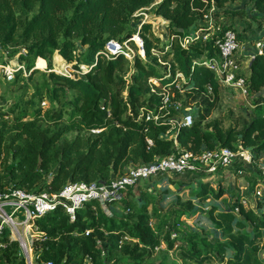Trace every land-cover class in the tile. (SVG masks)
Returning a JSON list of instances; mask_svg holds the SVG:
<instances>
[{
	"label": "trees",
	"instance_id": "16d2710c",
	"mask_svg": "<svg viewBox=\"0 0 264 264\" xmlns=\"http://www.w3.org/2000/svg\"><path fill=\"white\" fill-rule=\"evenodd\" d=\"M155 1L0 0V55L13 56L23 50L25 55L19 58L28 63L57 53L62 61L73 64L74 74L81 66L87 69L81 72L84 79L76 80L51 71V84L43 82L29 98L22 96V102L7 110L0 107V188L10 181L26 190L52 193L68 183H106L135 165L153 164L181 151L198 155L227 147L249 149L254 158H264V114H251L247 121L225 130L217 121L207 122L219 105L222 84L203 62L217 56L216 41L233 29L215 21L247 18L242 8H226L241 0H161L152 14L168 22L167 42L152 32L150 22L133 17ZM244 1L250 19L264 28V0ZM207 17L210 24L202 23ZM135 35L142 41L143 57H134L131 65L119 53L110 59L99 54L110 40L138 51L132 40ZM236 36L240 44L241 36ZM189 38L183 46L182 40ZM236 63H241L238 58ZM245 74V88L253 95L254 106H263L264 53L253 56ZM43 99L52 105L45 111L39 106ZM187 107L195 109L187 116L190 124L174 123ZM70 133H75L73 139L66 138ZM219 175H188L194 176L195 184L167 173L150 179L153 185L171 186L177 193L180 210L173 222L157 213L151 195L137 203L111 204V217L95 202L78 209L73 220L60 209L49 212L35 220L44 238L34 247L37 260L143 264L164 242L170 249L178 245L194 264L223 261L229 251L228 264H264L260 244L264 195L253 210ZM254 183L255 192L258 181ZM125 196L131 197L132 190ZM223 196L236 202L216 214L214 208L210 210L212 239L182 227V215L191 218L197 211L193 200L203 203ZM154 217L161 220L152 223ZM0 264H25L17 242L0 249Z\"/></svg>",
	"mask_w": 264,
	"mask_h": 264
},
{
	"label": "rangeland",
	"instance_id": "374dc122",
	"mask_svg": "<svg viewBox=\"0 0 264 264\" xmlns=\"http://www.w3.org/2000/svg\"><path fill=\"white\" fill-rule=\"evenodd\" d=\"M160 1L161 0H156L150 7L136 12L133 17L141 18L144 22H150L152 32L159 37L161 42H167L169 40V30L167 27L168 22L152 14L154 8ZM244 2V0H241L240 2L235 3L233 7L227 6L226 8H242L248 12L247 18H222L221 20L215 22L217 24L232 25V30L241 36L242 42L237 48L235 57V60L238 58L241 63L235 70V73H242L245 77H247L248 74L245 73L248 71L250 60L255 54H261L258 50L261 49L262 53H264V28H260L250 19L251 13L249 12V7H245ZM212 11H217V9L212 8ZM202 23L210 24L209 18H205ZM216 23L214 25H217ZM257 44H260L261 48H257ZM124 49L129 50L126 46ZM19 55H25V52L21 50L13 56H9L7 52L1 53L0 55V107L4 110H7L13 105H17L18 102H22V96L29 98L36 88L43 84V82L51 84L48 77L49 72L51 71L76 80L84 79L85 73L81 72L87 70L86 67L81 66V70L76 71L77 74H74L71 71L73 70V64H67L62 61L57 53L47 56L43 61L30 59L28 63L21 62ZM131 55L132 60L128 61L130 65L132 64L134 57H142V52H139V50L137 51L132 47ZM39 63L44 66H39ZM60 65H65L66 68L58 69ZM158 65L162 66L163 64L158 61ZM9 76H11L10 79ZM253 99V95L248 94L247 91L246 94H243L239 90L225 88L222 86L220 89L219 105L207 122L217 121L220 124V127L225 130L229 127H235L236 125H240L242 122L247 121L251 114H264V105L256 108L253 104ZM180 104H182V101L179 102V106H181ZM39 106L42 108V111L48 110L52 107V105L48 104L45 99L40 102ZM194 112L195 109L193 107L184 108L181 110V114L173 119V122L183 123L185 118L187 116H192ZM74 137L75 133H70L66 136L68 139H73ZM171 137H173V134ZM234 168L235 167H230V169H227L228 171L219 169L218 175L220 174L219 176H221L223 174L225 178L224 183H228L234 187L235 196L239 198L242 204L256 210V203L259 197H257L254 193L253 184H255V177H251L250 175L251 179L249 180L247 179V175L239 176L236 174ZM174 178L178 181H191L193 184L196 182L194 180V176H174ZM215 181L216 180L213 182L214 188L216 187ZM152 182L150 180L140 182L137 186L132 188V196H125L123 202L137 203V200L145 201L147 196L151 195L154 198L152 205L157 209V213L161 217L165 214L168 215L169 222H173L177 215L176 211L180 210L178 204L176 203L177 193L174 192V189L171 186L153 185ZM186 194L189 195V191H186ZM262 195H264V191L262 192ZM193 201L197 211L191 216V218H187L186 215H182V227L184 226L186 230L198 232L202 236H206L210 239H212L214 235V225L209 217L210 210L214 208L216 214L224 211L229 205L234 206L236 202L235 199L229 200L227 196H223L220 200L210 198L203 203H198L196 200ZM122 206H120L119 213L122 212ZM148 209L150 212L151 205H149ZM234 212H236V209ZM159 220L161 219L154 217L152 218V223ZM260 244L263 246L264 250V240H261ZM177 246L178 245H175L172 249H170L167 247L166 243L161 242L160 246L155 248L152 257L143 264H194L183 255L182 251ZM231 254V251L227 252L223 261H219V259H209L203 264H228L226 261L228 256ZM262 254L263 253L260 255Z\"/></svg>",
	"mask_w": 264,
	"mask_h": 264
},
{
	"label": "built area",
	"instance_id": "2783aa9c",
	"mask_svg": "<svg viewBox=\"0 0 264 264\" xmlns=\"http://www.w3.org/2000/svg\"><path fill=\"white\" fill-rule=\"evenodd\" d=\"M208 36V34L204 35L202 39L205 40ZM196 38H199V35H196ZM236 39L237 36L233 30H226L222 37L216 41L217 56L206 59L203 64L214 72L223 87L239 90L246 94L247 77L244 74L239 76V73H235L239 66L235 60L239 47ZM132 40L139 48V52H142L143 57L142 41L138 35L133 36ZM189 41L190 38L184 39L182 45L185 46V43ZM125 46L129 50H125ZM256 47L261 48L260 44H257ZM258 52L262 54L261 49ZM117 53L123 55L128 61L132 60V49L127 43H119L115 40L108 41L99 54L110 59ZM10 78L11 76H9ZM152 82L156 83L154 80ZM157 118V116L154 117L155 120ZM146 119H150L149 114ZM184 124H190L189 117L185 118ZM91 132L96 133L97 131L92 130ZM147 142L149 145L151 144L150 141ZM230 167H235L234 170L239 176H254L258 181L254 193L257 197L262 195L264 191V158H254L249 149L233 151L227 147L205 151L198 155L181 151L161 158L153 164L135 165L123 175L114 177L106 183H68L59 191L52 193L46 190H26L6 181V185L0 188V249L15 241L19 245L20 254L23 255L25 264H52L51 261L37 260L35 244L44 241L35 224L37 218L60 209L70 220H73L76 211L91 202L97 203L102 211L111 217V204H120L128 190H132L140 182L150 180L161 173H167L170 176H188L197 173L218 174L219 169L227 170ZM38 252H42V249H39Z\"/></svg>",
	"mask_w": 264,
	"mask_h": 264
}]
</instances>
